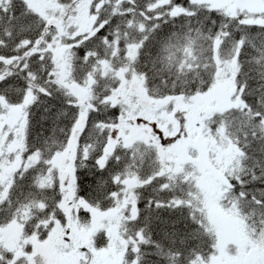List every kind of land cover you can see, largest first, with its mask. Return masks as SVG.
<instances>
[{
	"label": "snow or ice",
	"instance_id": "snow-or-ice-1",
	"mask_svg": "<svg viewBox=\"0 0 264 264\" xmlns=\"http://www.w3.org/2000/svg\"><path fill=\"white\" fill-rule=\"evenodd\" d=\"M0 264H264V0H0Z\"/></svg>",
	"mask_w": 264,
	"mask_h": 264
}]
</instances>
